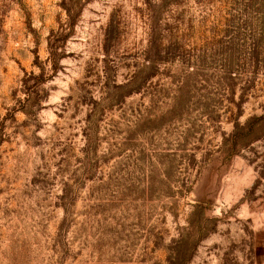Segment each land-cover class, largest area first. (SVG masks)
<instances>
[{
	"label": "rangeland",
	"instance_id": "1",
	"mask_svg": "<svg viewBox=\"0 0 264 264\" xmlns=\"http://www.w3.org/2000/svg\"><path fill=\"white\" fill-rule=\"evenodd\" d=\"M0 264H264V0H0Z\"/></svg>",
	"mask_w": 264,
	"mask_h": 264
}]
</instances>
